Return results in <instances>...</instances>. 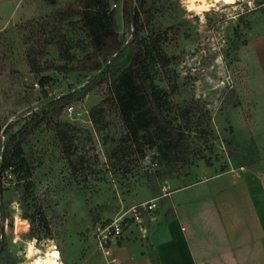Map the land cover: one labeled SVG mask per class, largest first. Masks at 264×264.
<instances>
[{
	"label": "rangeland",
	"instance_id": "1",
	"mask_svg": "<svg viewBox=\"0 0 264 264\" xmlns=\"http://www.w3.org/2000/svg\"><path fill=\"white\" fill-rule=\"evenodd\" d=\"M75 1L0 0V136L10 122V133L27 122V111L39 112L48 99L92 81L94 75L85 72H35L27 62L30 53L41 67L62 64L58 34L74 46L77 59L88 51L76 19L51 20ZM188 1L144 0L139 10L141 35L158 37L170 59L157 84L171 92L172 107L190 106L197 115L206 110L210 117V136L189 137L203 159H192L179 174L201 165L249 168L264 177V0H234L207 11L191 9ZM115 19L123 35L120 8ZM44 77L48 81L40 87ZM105 98L103 84L96 83L82 98L57 106L55 121L41 123L27 137L22 150L30 188L22 173H0V264H31L29 248L37 254L51 247L62 263L104 260L89 247L96 246L94 225L128 216L133 206L162 193L165 169L154 160L155 151L130 145ZM93 109L99 112L92 117ZM55 122L70 131L69 157L61 151Z\"/></svg>",
	"mask_w": 264,
	"mask_h": 264
},
{
	"label": "trees",
	"instance_id": "2",
	"mask_svg": "<svg viewBox=\"0 0 264 264\" xmlns=\"http://www.w3.org/2000/svg\"><path fill=\"white\" fill-rule=\"evenodd\" d=\"M143 1L76 0L52 15L51 20L55 24L57 20L76 19L75 23L79 24V29L88 40V51L77 59L71 52L74 46L58 34L56 49L58 59L63 63L41 67L29 53L27 62L31 70L42 72L54 69L63 74L85 72L94 77L82 87L83 90L48 99L39 112L27 111L28 121L15 132L10 133L12 122L2 130L0 173H22L27 179V188H30L31 172L22 144L41 123L51 125L55 121L60 113L57 106L82 98L96 83L103 84L105 101L119 117L130 145L138 150L145 146L155 151L154 160L165 169L160 173L161 180L178 177L179 171L191 165L192 159H203L201 148L192 146L189 137L192 133L199 137L211 135L208 111L197 115L190 106L177 111L170 102L171 92L157 84L161 68L165 69L170 59L158 47V37L146 39L141 35L139 10ZM118 8L125 32L123 35H119L117 30L115 18ZM46 81L47 77L40 79V87ZM95 112L99 110L93 109L92 117ZM173 112L177 115L172 116ZM54 128L62 153L69 157L72 153L70 131L66 125L56 122Z\"/></svg>",
	"mask_w": 264,
	"mask_h": 264
},
{
	"label": "crops",
	"instance_id": "3",
	"mask_svg": "<svg viewBox=\"0 0 264 264\" xmlns=\"http://www.w3.org/2000/svg\"><path fill=\"white\" fill-rule=\"evenodd\" d=\"M163 182L145 239L131 224L108 255L90 243L104 260L63 264H264L262 175L200 165Z\"/></svg>",
	"mask_w": 264,
	"mask_h": 264
},
{
	"label": "built area",
	"instance_id": "4",
	"mask_svg": "<svg viewBox=\"0 0 264 264\" xmlns=\"http://www.w3.org/2000/svg\"><path fill=\"white\" fill-rule=\"evenodd\" d=\"M72 106L66 109L70 113ZM157 209L156 199L142 202L133 206L130 209L128 216L121 215L109 222L96 223L91 230V236L94 238L97 249L101 250L105 255H108V244L120 238L125 229H128L131 224H134L142 239L147 236V228L145 219L152 220L151 214Z\"/></svg>",
	"mask_w": 264,
	"mask_h": 264
},
{
	"label": "bare ground",
	"instance_id": "5",
	"mask_svg": "<svg viewBox=\"0 0 264 264\" xmlns=\"http://www.w3.org/2000/svg\"><path fill=\"white\" fill-rule=\"evenodd\" d=\"M234 0H189V5L191 9H196L198 11H207L210 8H216L218 4L229 5L233 3ZM47 248V247H46ZM37 250L29 248L27 250V257L33 258L31 264H35L37 260L41 261L42 264H63L60 261V253L55 247L47 249L44 253H35Z\"/></svg>",
	"mask_w": 264,
	"mask_h": 264
},
{
	"label": "clouds",
	"instance_id": "6",
	"mask_svg": "<svg viewBox=\"0 0 264 264\" xmlns=\"http://www.w3.org/2000/svg\"><path fill=\"white\" fill-rule=\"evenodd\" d=\"M35 264H42V262L39 261V260H37V261L35 262ZM53 264H54V262H53Z\"/></svg>",
	"mask_w": 264,
	"mask_h": 264
}]
</instances>
